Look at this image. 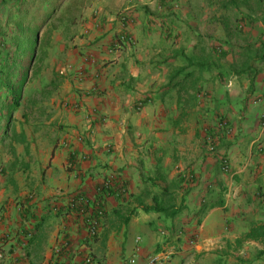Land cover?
I'll use <instances>...</instances> for the list:
<instances>
[{
	"label": "crops",
	"instance_id": "1",
	"mask_svg": "<svg viewBox=\"0 0 264 264\" xmlns=\"http://www.w3.org/2000/svg\"><path fill=\"white\" fill-rule=\"evenodd\" d=\"M237 7L96 0L50 29L52 98L41 113L31 101L19 112L21 102L0 139V264H142L164 249L166 264H264V25ZM125 10L134 44L109 52ZM12 60H0L10 85ZM218 118L230 126L215 133L227 172L205 144ZM76 191L103 192L94 237L64 207Z\"/></svg>",
	"mask_w": 264,
	"mask_h": 264
},
{
	"label": "rangeland",
	"instance_id": "2",
	"mask_svg": "<svg viewBox=\"0 0 264 264\" xmlns=\"http://www.w3.org/2000/svg\"><path fill=\"white\" fill-rule=\"evenodd\" d=\"M19 1H26V4L32 1V4L30 5L31 9L28 11L27 15H24L23 18L20 17L21 15H15V12L11 14V7L9 5L6 9L0 10V60H5L7 63L13 58L12 61H14V64L15 61H17L18 63L16 72H14L13 74L14 80L12 83L13 90H21V102L23 107H21L18 111L24 112L27 108V105L24 104L31 101L32 103H35L32 106V109L36 113H41V103L52 98V92L54 91L56 86V80L52 81V79H48L49 76L47 74L49 65L47 61V51L45 53V49L47 48L48 44L45 42V36L50 32L51 28L49 24L51 23L52 25H57V23H59L62 18L69 15L67 11H64V8L67 5L70 6V15H76L78 11L81 10L85 5H91L96 0H52L53 2H55V11L50 14L52 16L51 21L50 23L44 24L42 28H40L37 37V31L35 33L34 31L29 32V29L35 15H39L41 17L43 16V14H45L44 11L48 4L47 2L49 1ZM236 3H238V7H254L257 11L264 9V0H249L248 2H241L240 0H236ZM231 9H229V12H232ZM16 16H18L19 19ZM243 20L244 19L242 18L236 17L235 22L239 21V23H241L244 27L245 23ZM45 21H47V18L44 19V22ZM18 22H20L21 25L16 28L15 26ZM29 35H31V39H25ZM17 39L18 42L16 41ZM13 40L16 41V43L14 42V44H11ZM33 53L34 58L32 61H30ZM260 63V66H264V61ZM10 75L11 73H9V76ZM263 79L264 74L261 76L260 81L263 82ZM0 94L2 95V97L5 95V91L2 88H0ZM38 103L40 105H37ZM12 127L13 121L10 126H8L7 135L5 134L7 137H9L8 134H11L10 132L12 130ZM213 155L218 159L219 162V156L221 154L217 150H215Z\"/></svg>",
	"mask_w": 264,
	"mask_h": 264
},
{
	"label": "built area",
	"instance_id": "3",
	"mask_svg": "<svg viewBox=\"0 0 264 264\" xmlns=\"http://www.w3.org/2000/svg\"><path fill=\"white\" fill-rule=\"evenodd\" d=\"M172 1V0H171ZM117 23L118 26L115 30V38L111 42V44L108 46V51L111 52L118 47L122 45L126 46H132L134 44V39L132 35L130 34L129 30V24L131 23L132 16L125 10L120 11L117 15ZM84 60L90 64L96 63V59L93 55L87 54L84 56ZM60 73H64L63 70L60 71ZM79 75L81 73L79 72ZM264 84V79H263ZM258 98V97H257ZM260 99H257V101ZM142 103L138 102V107H141ZM261 122L264 125V114L261 115ZM215 128H213V131L207 132L205 135V144L207 147V150L211 153L215 152V133L221 134L222 132H229L230 126L227 122V120L223 118H218L217 122H215ZM78 141L82 140L81 136L77 137ZM220 158V170L222 172L228 171V160L227 158L222 154L219 156ZM78 159L85 160L87 159L86 154H79ZM189 178H192V175L189 176ZM112 185L107 181L104 184L103 189L108 190L111 188ZM107 188V189H105ZM64 207L74 213V215L79 218L82 223L84 224L86 235L88 237H94L97 234L100 221L103 218L105 214V206L103 201V193L98 198L95 197H89L85 193L81 191H76L68 194L65 197V203ZM164 231H162L163 233ZM8 237L6 234L4 238ZM140 238L137 237L136 241H139ZM191 243H193V240H190ZM67 247V242L64 241L61 246L57 248V251H60L62 248ZM171 255V252L169 250H160L158 252H155L144 260L142 264H166L167 260L169 259ZM3 257V253L0 252V258ZM84 264H90L91 263V257L86 256L83 259ZM15 264V263H14ZM72 264V263H69ZM125 264H137L136 258L134 256L127 259Z\"/></svg>",
	"mask_w": 264,
	"mask_h": 264
},
{
	"label": "trees",
	"instance_id": "4",
	"mask_svg": "<svg viewBox=\"0 0 264 264\" xmlns=\"http://www.w3.org/2000/svg\"><path fill=\"white\" fill-rule=\"evenodd\" d=\"M43 1H45V2L49 1V2H47L48 4H47L46 9L44 11L45 14H43V16H41V17L39 15H35L33 20H32L31 27L29 29V32L34 31V33H35L37 31L36 37L40 31V28H42V26L44 24L50 23L51 17H52L50 14L55 11V2H53L52 0H43ZM240 1L241 2H248L249 0H240ZM229 3H232L234 5L238 4V3H236V0H229ZM31 4H32V1L29 2L28 4H26V1L0 0V10L6 9L7 6L9 5L11 7V14H13L15 12V15H18V16L21 15L20 17L23 18L24 15L25 14L27 15L28 11L31 9V6H30ZM69 7L70 6L67 5L64 8V11L68 12V14H69L68 16H73V15H70ZM249 8H251L253 10V12H257L256 13L257 15L254 17H251V15H248V17L252 18V19H257L260 22H262L264 25V9L263 10L261 9L262 11L261 10L257 11L256 8H254V7H249ZM18 16H16V17L19 19ZM16 17H15V19H16ZM45 18H47V21L44 22ZM18 21H20V20H18ZM20 25H21V23L18 22V23H16L15 27L18 28ZM49 25H50V28L54 27V25H52L51 23ZM234 29L236 32L242 33L244 27L241 23H237V24H234ZM31 35H29L25 39L30 40ZM16 41L18 42V39ZM16 41L13 40V42H11V44H14V42L16 43ZM34 41H35V39H34ZM257 42H259V48H258V50H259L258 58L259 59H257V60H259V61L261 60V62H263L264 61V40L260 39V37H259ZM30 61H31V59H30ZM5 75H6V73L4 72L3 75H1V79H0V88H2L5 91V95L3 97H1V94H0V98H1L0 99V139L1 140L3 138H7L6 135H7L8 126H10L12 116L19 109V107L21 105V100H22L21 99V90L20 89L19 90H13V88H12L13 86L12 85L10 86L9 74H7L6 76ZM255 77L256 76L253 75V79H255ZM251 85L254 86L253 84H251ZM262 85L264 86L263 82H262ZM253 92H255V89ZM263 94H264V87H263L262 95ZM256 97H258L255 99L256 102L261 101V99H262L261 96H256ZM257 99H260V100L257 101ZM219 161H220V159H219ZM219 165H220V162H219ZM105 189H107V188H105ZM101 193H103V192L99 191V194L95 198H98L101 195ZM144 210L153 211V210H158V208L155 206L144 207ZM260 253H264V248H263V250H260Z\"/></svg>",
	"mask_w": 264,
	"mask_h": 264
},
{
	"label": "water",
	"instance_id": "5",
	"mask_svg": "<svg viewBox=\"0 0 264 264\" xmlns=\"http://www.w3.org/2000/svg\"><path fill=\"white\" fill-rule=\"evenodd\" d=\"M33 58H34V54H33L32 57H31V61L33 60Z\"/></svg>",
	"mask_w": 264,
	"mask_h": 264
}]
</instances>
